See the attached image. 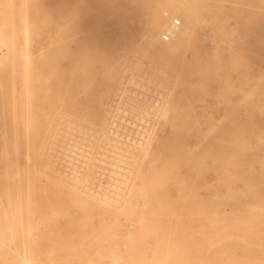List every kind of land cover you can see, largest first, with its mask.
I'll return each instance as SVG.
<instances>
[{"label":"rangeland","instance_id":"1","mask_svg":"<svg viewBox=\"0 0 264 264\" xmlns=\"http://www.w3.org/2000/svg\"><path fill=\"white\" fill-rule=\"evenodd\" d=\"M173 1H177V0H173ZM178 1H182V0H178ZM209 1L210 0H208V2ZM211 1L208 4V6L206 4V0H203V2L205 3H203L201 0H193V2L191 0L190 2L193 3L195 7L199 5L198 3L202 2L203 4L201 5L202 6L205 5L209 13L213 12V10L215 9L214 12L217 13V18L218 16H221L222 13L227 15V19L224 18L226 21L225 23L226 25L221 23L223 17H219L218 19H220L219 20L220 25H218L217 22L216 26L219 28L221 27V25L223 27L225 25L226 30L233 33L230 39L233 38L234 44L236 43L238 47H241V50L237 49L238 47L236 46V48H233V50L230 49L231 50L230 51L229 50L230 46L226 44L228 48L227 49L225 43L224 44L222 43L218 45V51L221 53L225 61L229 59L228 57L229 54H231V52L235 53L236 55H238L239 52V54L245 55L247 57L251 54L252 56L250 57L252 58V60L251 63L249 64L250 72L248 73V78L244 80L242 77H240L241 75L239 76L236 70H235L236 74L235 72L233 74L230 73L229 72L230 68L225 69L227 73L225 74V71H223V69H220V67H218L219 68L218 70H220L219 73H221L220 75L218 73V77L219 78L222 77V79H218V81L210 80L205 83H198L195 80H190L182 76L180 78V76L175 75L172 69L165 70L164 68H161L158 65H154L153 67L150 64V61H146L147 58L149 59V57L147 58L145 57L146 58L145 60V58L143 57L140 58L137 57L136 55L138 54L136 53V51L140 47L139 42L145 28L143 24L144 15H141L140 12L131 15V19L127 21V26L130 29V31L133 32L135 40L133 38V42L129 46L124 47V45L119 44V47L116 53L114 54V61L118 65V77L113 87L108 91L106 90L107 92L106 95L101 93L98 96L101 98L102 104L100 106L103 112L102 115L100 116L92 115L90 118H86V111L84 106V94L82 93L80 86L78 84L75 90L74 97L75 100H78L80 102V104H77V108L74 109V111L69 109L61 110L58 114H56L54 120L50 122L51 127L56 128V130L53 129L49 133L51 144L45 147L43 164L49 165L51 168L54 169L55 180L58 184L61 185V187L60 185L59 187L50 186V189L47 192V196L49 199V202L47 203H35L33 205L28 204L27 206L23 204L20 208L21 218H22L20 223L21 227L20 224L16 227L12 226L11 232L9 229L0 228V254H6L5 260L4 261L0 260V264H26V263L29 264H264V244L261 245L259 249L252 251L248 248V246L243 244L241 245L235 241V239L237 238H246V237L258 236L264 238V217H263L264 216V207H263L264 206V188H263L264 187L263 185L264 184V123H263L264 98L263 96L262 99H260L261 97H259L261 96L259 94L263 93L264 90V76H263L264 47L260 43L262 40L260 41L255 37H251L255 35L254 33L252 32L250 33V31L247 30H237L238 28H236L238 26L239 16L245 18L252 11V8L246 1L220 0L223 1L220 2L214 0L212 1L214 3H212ZM250 1L255 2L257 0H250ZM8 2H9L8 0H0L1 14L8 11V9L5 8L8 5ZM211 3L215 5H211ZM220 3L221 5H223V3H226L224 4V6H221L219 8L223 7L224 9L227 10L226 12L228 13H225L224 9H222L220 11L221 13H219L220 9L218 7L217 8L214 7L216 5L220 6L219 5ZM243 3L246 4L243 5ZM209 5L211 6V8H208ZM202 6H200V8L199 6L196 7L199 9V12H197L198 20L201 17L200 15H203L205 13L204 11H206V9H204V11H201L203 10V8L201 9ZM212 8L213 10H211ZM22 10L23 7L21 2H19V0H15V4H14L15 13L19 14L20 12H22ZM246 10L250 11V12L248 11L249 14L246 12ZM208 12H206L207 15L204 14L202 18H200L201 24H198L199 25L198 29L202 28L200 26L203 25L202 23L205 19H211L212 17H215L214 12H213V16L212 14L211 15L209 14L210 16H208ZM222 16L226 17L225 15ZM228 17L230 19H228ZM218 19H215V21H218ZM178 20L180 22L178 28L180 29L183 26V21L180 19ZM200 21H198V23H200ZM8 30L9 29L7 27H0V40L3 38L4 32L8 33ZM16 32L18 35L17 51L19 55L15 59L14 74L11 72L12 67L10 64L11 63L10 51L7 49L6 46L0 47V126L3 124H5L6 126H11V124L14 123L12 120L13 117L12 115H16L17 119L15 122L18 125H22L24 123L25 104H24L23 94H24L25 74H26V60L22 55V52H24V43H23L21 27L17 26ZM54 32H56V28L52 27V33L54 34ZM236 32L238 33L234 35ZM163 33L165 32L160 33L158 39L162 44L163 42L164 44L169 43L171 39L169 41H163V39L161 38ZM8 36L9 35H5V37ZM47 44H48V38L46 37V35H40L30 43L29 51L31 53V56L34 58V60H37L40 52L45 53L48 50ZM137 44H139V47L136 48ZM132 47L133 49H131ZM70 48L72 50L74 49L73 42L70 43ZM234 49H236V51L238 50V52L236 51L234 52ZM128 52L129 55H127ZM134 52L135 55H133ZM249 52L250 54L248 55ZM132 58H135L136 60L134 59L132 60ZM137 59L139 60V63L141 62L142 64H145L143 66L142 65L140 66V64H138L139 67L136 66L134 68V71H137L140 76L137 75V72H135L136 73L135 74L132 71L133 67L130 66L134 64L137 65L138 62ZM129 62L131 63L130 65H128ZM58 64L61 69H65L68 67V62L65 59L59 60ZM148 66L152 67L153 72L156 69L155 77L157 75L158 78L161 77L160 78L161 80H159L156 77L158 79L156 81L155 78H153L154 76L153 77L151 76L152 74L150 73L149 70L147 73L146 68ZM140 67L143 68L142 74H140L141 73ZM150 68L148 67V69ZM258 68H260L261 71H259ZM123 71L124 73L126 72V74L127 73L129 74L125 76L123 75L124 74ZM159 72L161 73L159 74ZM149 73H150V77H152V82L148 83V81L151 78L149 77V75L146 76V74ZM257 73L258 75H256ZM132 74L135 77H133ZM163 76L164 77L167 76L166 79H164ZM131 77H133V79ZM147 77H149L148 80ZM122 78L124 79V82H121V80L123 81ZM138 78L140 80H138ZM144 78H146V80ZM162 78L164 79L163 81L168 80L169 85H171V87H167L166 84L162 86L163 85ZM178 79L180 80L178 81ZM186 79L188 83L186 82ZM223 79L225 81H223ZM128 80H130V82ZM140 81H142L143 83ZM166 81L165 83H167ZM174 81H176L177 85L180 86L183 83L182 85L184 86L182 87L181 85L179 89V87L176 86V84H174L175 83ZM159 82L162 83V85H159L160 84ZM177 82L180 83L178 84ZM118 83H120L119 85L123 87L119 86ZM129 83H131L132 87L130 86ZM150 83L153 84L155 87H153V85H151ZM206 83L210 84L211 86ZM255 83L257 86L255 85ZM173 84L176 86L174 87L175 90H173V86H174ZM216 84L221 85L222 88L221 86L219 87V85ZM185 85L186 86L189 85L191 89L189 88L187 89ZM125 86H127L126 89ZM133 86H135V89L133 88ZM119 87L122 89H120ZM156 87H158V90L156 89ZM198 87L200 88V91L202 90L201 92L198 90ZM223 87L225 89L227 88L226 89L227 93L229 90L230 94L228 96L227 94L225 95L226 92H223L225 91L222 90ZM136 88H138V90ZM145 88L147 89L145 90ZM255 88H257L256 90L257 93L259 92L258 95L256 91H254ZM151 89L152 91L150 92ZM185 89H187L186 92L188 91L189 93L191 92L190 90H193L198 93L194 94L195 96L193 95L194 92H192V94L184 95L183 92H185ZM195 89H197L198 91ZM117 90L119 94H116ZM139 90L145 92L143 93ZM155 91L158 93L153 94V92ZM170 91L173 92L171 93ZM237 91L238 92L241 91V93H238ZM244 91H247L245 93L249 95L251 98L246 96V94H244ZM14 92L16 95H18L16 103L13 102L11 97L12 93ZM127 92H129L130 95H128ZM181 92L183 94H181ZM159 93L162 95V97H160L161 95H159ZM152 94L154 96H152ZM171 94L174 97H171ZM254 94L256 96L255 98L259 97V101H257V99L254 98ZM155 95L157 96L155 97ZM189 95H191L190 98L195 99V101L193 99L194 103L191 102L192 101L191 99L190 101L189 99H187L189 98ZM167 96L171 97L172 100L171 102H167V105H165L166 100L170 101L169 97H168L169 100L168 98H166ZM221 96H223L226 100H224V98ZM182 97L183 99L181 100ZM184 97L189 102L186 101ZM220 97L224 101L223 100L221 101ZM244 97L246 100V104H244L245 101H243ZM132 98L135 99L134 102H132L133 101ZM144 98H146L145 102H144L145 100ZM151 98L154 99L155 101L152 100ZM163 99L165 104L164 102L162 103ZM173 99L177 101L172 103V101H174ZM140 101L143 104L140 103ZM149 101H151L152 104ZM157 101L159 102L161 101V102L159 103ZM155 102H157V105H154L156 104ZM186 102L189 104H187ZM256 102L257 103L259 102L258 105L262 107L261 108L259 106L257 107ZM252 103L253 105H251ZM220 104L222 105L219 106ZM160 105L162 106L161 110H159V108L161 107ZM168 105H171L172 108L174 107L173 108L174 110H172L171 106H169L170 108H167ZM190 105L191 106L194 105V107H191ZM92 106L93 107L91 108L93 110L96 109L98 110V102L96 103L93 102ZM152 106L154 107L156 106V108ZM139 107H141L142 110ZM109 108L111 110H109ZM125 108L127 109L131 108V109H128L129 111H127ZM134 108L136 109V111ZM115 109L116 112H114ZM149 109L150 111L158 109L160 116L156 117L158 114L156 113L155 115V113H150ZM164 109L166 110L165 112L162 111ZM168 109H170L171 111L169 112ZM183 109L185 112L183 111ZM227 109L229 110L228 112H226ZM130 110L133 111L134 113L131 112ZM178 110H181L183 112H180ZM13 112L15 113L13 114ZM123 112H125L127 116H125ZM166 112L169 113L167 114ZM175 113H177V115ZM106 114L108 116L110 114V118L105 116ZM146 114L148 115L150 114V116H148L149 120ZM184 114L186 115L184 116ZM247 114L249 115L247 116ZM152 116L154 117V119H152L153 118ZM179 116L180 119L178 118ZM111 117L113 118L111 119ZM117 117H119L118 118L119 120L117 119ZM134 117H136V119ZM137 117H139L138 120ZM159 117L162 118L159 119ZM122 118H125L123 120V124L120 122L122 121L121 120ZM132 119L135 120L132 121ZM181 119H185V120H181ZM126 121L128 122L127 125H125ZM147 121L149 122L150 125L146 124ZM175 121L177 123H175ZM113 122L116 123L114 127L112 126L114 124ZM142 122L144 123L143 125L140 124ZM133 123H135V125ZM180 123H181V127H180ZM227 123L229 124L227 125ZM132 124L135 126V128L134 127L131 128ZM90 125H92V127ZM241 125L243 129L241 128ZM100 126L103 128L102 131H99L101 128ZM139 126L141 127L140 129L138 128ZM144 127L145 129H143ZM151 127H152V131L150 130ZM78 128H80V130H78ZM126 128L128 130H126ZM224 128L227 132L224 130ZM240 128L241 130H239ZM220 129L223 131V134ZM89 130H91L92 132L91 131L89 132ZM109 130L112 131V133ZM129 130L131 131L134 130V131L131 133V131L129 132ZM143 130L145 132H143ZM210 130H212L211 131L212 133L210 132ZM115 131H117L119 134ZM149 131H151V133ZM215 131L219 133L216 137H215L216 135ZM109 132L112 135H110ZM141 132H143V134L145 133L146 135L144 134L143 136ZM230 132H232L231 135L233 134V132H236L233 134L234 141L232 142H230L229 140L231 139L228 138ZM136 133L137 135L134 136V134ZM214 133L215 135H213ZM238 133H240L239 134L240 136L238 135ZM85 134L87 138H85ZM122 134H124V136H122ZM147 134L150 136L147 137ZM141 135L143 136V139ZM176 135L178 138L174 137ZM101 136L105 137L104 140L103 137L100 139ZM114 136H116V138H114ZM127 136L131 137L130 140L127 139L128 138ZM152 136L153 139H151ZM91 137H93L94 141L90 140L92 139ZM79 139L81 140L79 141ZM133 139H135L136 142H134ZM0 140H1V133H0ZM99 140H101L100 145H99ZM150 140H152L153 142ZM179 140L181 142H178ZM83 141L86 142L83 143ZM128 141L130 143L132 142L131 143L132 145L131 144L129 145ZM108 142L110 143L108 144ZM139 142H141V145ZM226 142L227 143L230 142L231 144L234 142L233 143L234 145L233 144L231 146H229L230 144L226 145L227 144ZM88 143L90 144L92 143V145ZM114 144H117L118 146ZM170 144L173 146H171ZM238 144H240V146ZM133 145H135V147H133ZM107 147L109 148L112 147V148L109 149ZM209 147H213L212 148L213 155H218V157H220L221 160H223L221 161L222 163L220 166V170H218V175L214 170L215 167H213V162L211 158V148ZM100 148L101 151H99ZM127 149L130 151H128ZM65 151H67V154L65 153ZM117 151L119 153H117ZM146 152H148V154ZM167 153L170 154L167 155ZM73 154L75 155L74 157ZM97 154H99V156ZM129 154H131V156ZM144 154H146V156ZM64 155L66 156V158L64 157ZM77 155H80L78 156L80 159L77 158ZM116 155L117 157H115ZM138 155L139 156L142 155V156L139 158ZM136 156L138 158L134 159L136 158ZM101 157H103L104 159H102ZM70 158H73V162L72 159ZM108 158H112V159H108ZM131 158L133 159L130 161ZM95 159L99 163L101 162L102 164H98V162L95 163ZM122 159L124 160L122 161ZM136 160H138L137 161L138 163L135 162ZM132 161L133 163H131ZM141 161L143 162V164ZM18 162H19V166L22 168L25 162L23 157V151H20ZM76 162H79L80 164ZM104 163L105 165L103 166ZM128 163L129 165H131V167L127 168L125 166H128L127 165ZM108 164H110L109 168L107 167ZM74 165L77 166V169L72 168L75 167ZM118 166L120 167V169ZM3 167H4V161L2 160L1 141H0V225H3L7 221L9 222L11 221L13 224L18 222L17 217H15V214H17L16 207L8 206L5 197V190L2 181ZM133 167H135V169H132ZM97 168L99 170H102V172L97 170ZM79 169L81 171H79ZM138 169L140 171H137ZM104 170L106 171L105 173ZM131 170L134 171V173ZM114 172L116 173L114 174ZM127 172L128 173L132 172L133 174L132 173L130 174L132 176L130 177ZM138 172H140V174ZM136 173H138V175H136ZM119 174H122L124 177L121 178L122 175ZM70 175L74 177V178L72 177L73 179L71 178L72 180L69 178ZM101 175H103V177H101ZM110 178L112 181L110 180ZM69 179L71 181L75 180L78 186L74 182L69 181ZM121 179L124 180L125 182L122 181ZM77 180H79V183L77 182ZM126 180L129 184L128 183L125 184ZM42 181L44 182V180ZM65 184L67 185L65 186ZM108 184L111 185L109 186ZM131 184H133V187ZM154 184H156L154 187L156 189L154 188L149 189V187L151 186L153 187ZM107 186H109V188L110 187L112 188L111 189L106 188ZM84 187L87 188L85 194L91 196L96 201L95 205H93L90 208H87L84 206H80L78 203L62 202L63 197L68 198L67 193L71 195L72 191H74L75 189H77V191L81 190L84 192L85 190ZM98 187L101 188L98 190ZM126 187L127 189H125V193H124V188ZM131 188L132 189L134 188L132 190V194H133L132 196L129 195L130 193L129 190H131ZM138 188H140L141 190L143 188L145 189L141 191ZM67 189L69 191H67ZM114 189L115 191H113ZM106 190L108 191V194L106 193L107 192ZM136 190L138 191V194ZM122 192L124 194H122ZM111 193L114 197L111 195ZM95 195H99V196H95ZM128 195L130 198H127L126 200V197H128ZM102 196L104 197V200L106 199L105 201L102 199L103 198ZM115 197L118 198L116 199ZM111 198L113 201L111 200ZM108 199H110L109 201H111V203L108 201ZM146 200L148 201V203H146L147 202ZM125 201H127L128 203V205H126V209L125 206L123 205L126 204ZM104 203L106 205L102 206V204ZM107 204L110 206L107 207L108 206ZM146 204L147 206L144 207V205ZM110 207H112V209H109ZM121 208H123L124 210L123 209L121 210ZM114 210L116 211V213ZM123 211H125V213L120 214ZM214 212H216L217 214L215 218H214ZM27 215L31 219H27ZM135 219L138 222L135 221ZM255 221H257L258 223ZM253 225L255 226L256 230L254 229ZM224 230H226L227 232ZM10 233H12L13 236H15V239L13 241L8 240ZM231 233H233V235L235 236H232ZM229 234L231 235L229 236ZM141 240L143 241V243L140 242ZM146 241L148 242L146 243ZM220 251L222 253H220ZM214 259L217 260L215 261Z\"/></svg>","mask_w":264,"mask_h":264},{"label":"bare ground","instance_id":"2","mask_svg":"<svg viewBox=\"0 0 264 264\" xmlns=\"http://www.w3.org/2000/svg\"><path fill=\"white\" fill-rule=\"evenodd\" d=\"M8 5L5 7L8 9L7 12L4 13H0V27H7L8 33L4 32V36L3 38L0 40V47L1 46H6L7 49L10 51V60H11V72L14 74V64H15V59L16 57L19 55L18 51H17V44H18V35L16 32V28L17 26L21 27L22 29V37H23V43H24V52H22L23 57L26 60V74H25V81H24V94H23V98H24V104H25V110H24V123L22 125H18L15 121L17 119L16 115H12V120H13V124H11V126H6L5 124L0 126V133H1V154H2V160L4 161V167H3V175H2V181H3V187L5 190V197L7 200V204L8 206H14L16 207V213L15 217H17L18 222L16 223H12L11 221H7L5 222L3 225H0V228H6L9 229L11 232V228L18 226L21 223V212H20V208L23 204H25V206H27L28 204H35V203H47L49 202L48 196H47V192L50 189V186H56L59 187L60 184H58L55 180V176H54V169L51 168L49 165L43 164V158H44V152H45V147H47L48 145L51 144L50 142V131H52L53 129L56 130V128L51 127L50 122L54 120V117L56 116V114H58L61 110H72L74 111V109L77 108V104H80V102L78 100H75V90L77 88V85L79 84L80 89L82 91V93L84 94V106H85V111H86V118H90L92 115L95 116H100L102 115V108H101V98L98 97L101 93L106 95V90L108 91L109 89H111L114 85V83L116 82V79L118 77V65L117 63L114 61V54L116 53L119 44H122L125 46H129L131 45V43L133 42V38L135 40L134 34L132 31H130V29L127 26V21H129L131 19V15H134L135 13L140 12L141 15H144V32L143 35L140 39V47L139 44H137L136 48H138V50L136 51L137 57H143V58H147L149 57V59L145 58L146 61H150V64L154 67V65H158L161 68H164L165 70H169L172 69L175 73V75L177 76H181L184 78H188L190 80H195L198 83H205L207 81L210 80H217L218 79H222L218 77V73L220 70H218L220 67V69H223V71H225L226 73V68H230V73H234L235 70L236 72L239 74L240 77H242L244 80L248 78V73L250 72L249 70V64L251 63L252 58L250 56H252L250 54V52L248 53V57L245 55H241L239 54L238 50L236 51V49H234V52H238V55H236L235 53L231 52V54H229V59L227 61L224 60L223 56L221 55V53L218 51V45L220 44H224L227 48V45H229V50H233V48H236V46L238 47V45L234 44V40L233 38L230 39V37H232V32H229L228 30H226L225 28V19H227V15L224 16H218L219 17H223L222 19V24H225L224 27L221 25V27H217L216 24L218 22L219 24V20L217 18V13H215V9L213 10V8L211 10H213V12L215 13V17L213 16V12H208L207 11V7L202 6L201 4L205 3L203 2V0H201L202 2L196 4L199 6H202L201 9L203 8L206 9V11H204L203 13L207 15L206 12H208V16H210L212 14V18L214 19H218V21H213V19H205L203 21V25L200 26L202 27L201 29H198V24H201L200 18H202V16L204 15H200L201 17L198 20V16H197V12H199V9L196 8L198 6H194L193 3H191V0H182V1H173V0H19V2H21L23 10L22 12H20L19 14H16L14 11V4H15V0H8ZM211 1V0H210ZM210 1L208 2V0H206V4L208 6V4L210 3ZM214 1V0H212ZM211 1V2H212ZM220 1V0H217ZM216 1V2H217ZM225 1V0H223ZM220 1V2H223ZM246 1L250 7L252 8L251 13L249 14L248 11L246 10V12L249 14L247 17H242L239 16V21H238V26L236 28H238L237 30H247L250 31V33H254V36L251 37H255L256 39H259L261 42V45L264 47V0H257L255 2H251L250 0H244ZM193 2V0H192ZM214 3V2H212ZM211 5H215L212 4ZM218 4V3H216ZM221 3L219 4L220 6L216 5L214 6L215 8H219L221 6ZM240 4V3H239ZM246 3H243V5ZM248 5V6H249ZM236 6V5H235ZM205 7V8H204ZM213 7V6H212ZM241 7V6H240ZM249 7V8H250ZM208 8H211V6L209 5ZM248 8V7H246ZM250 8V9H251ZM219 13H221L220 11L222 8H219ZM198 10V11H197ZM210 10V9H209ZM218 10V9H217ZM225 10V13L227 10ZM146 11V13H145ZM224 12V11H222ZM250 12V11H249ZM201 13V12H200ZM218 13V14H219ZM210 14V15H209ZM220 15V14H219ZM182 20L183 21V26L179 29L176 28L174 30H171V25L173 23L174 20ZM228 19H230L228 17ZM198 21H200V23H198ZM224 22V23H223ZM52 27L56 28V32H54V34L52 33ZM236 30V31H237ZM161 32H165V33H169L170 37H171V41L169 43H165L163 42V44L160 42V40L158 39L160 36ZM234 32V31H233ZM238 32H236L234 35H236ZM164 34V33H163ZM5 35H9L8 37H5ZM40 35H46V37L48 38V50L45 53H41L39 54L37 60H34V58L31 56V53L29 51V46L30 43L38 36ZM253 35V34H252ZM245 37V36H243ZM162 38V37H161ZM254 40V38H253ZM73 42L74 43V49L72 50L70 48V43ZM227 44V45H226ZM259 44V43H258ZM133 46V45H132ZM240 46V45H239ZM260 46V45H259ZM224 47V46H223ZM128 48V47H127ZM220 48V47H219ZM243 48V46H242ZM124 49V48H123ZM133 49V47L131 48ZM130 49V50H131ZM228 49V48H227ZM237 49L241 50V47H238ZM2 50V49H1ZM127 50V49H126ZM136 50V49H135ZM224 50V49H223ZM230 50V51H231ZM264 50V49H263ZM122 51V50H121ZM132 51V50H131ZM222 52V51H221ZM241 52V51H240ZM257 53V52H256ZM243 54V53H242ZM21 55V54H20ZM129 55V52L128 54ZM135 55V52L134 54ZM143 55V56H141ZM145 55V56H144ZM2 56V55H1ZM117 56V55H116ZM254 56V55H253ZM126 57V56H125ZM124 57V58H125ZM128 58V56H127ZM61 59H65L68 62V67L65 69H61L58 61ZM136 60L135 58H132V60ZM127 61V60H126ZM138 61V62H137ZM137 65H130L131 61L129 62L128 65H130L132 68V71L135 73L137 71H134V68L136 66H138V64H140V66L145 65L142 64L141 62L139 63V60L137 59ZM141 61V60H140ZM258 64V63H257ZM252 65V64H251ZM139 67V66H138ZM137 67V68H138ZM149 68L151 66H148ZM148 67L146 68L147 73L148 70L150 71V73L152 74L151 76L153 78H155V80L157 81L158 79L161 80V77H155V70L153 72L152 67L150 69H148ZM128 68V67H127ZM130 68V67H129ZM141 68V73L143 71V68ZM145 68V67H144ZM257 68V67H256ZM259 71L260 68H258ZM130 70V69H129ZM136 70V69H135ZM125 71V70H124ZM123 71V73H124ZM131 71V70H130ZM131 71V72H132ZM232 71V72H231ZM258 71V72H259ZM132 72V73H133ZM162 72V71H161ZM159 72V74L161 73ZM235 72V74H236ZM11 73V76H12ZM146 73V72H145ZM144 73V74H145ZM150 73L146 74L149 75L150 77ZM173 73V72H172ZM173 73V74H174ZM129 74V73H127ZM126 72L123 74L125 76H127ZM136 74V73H135ZM165 74V73H164ZM163 74V75H164ZM221 73H219L220 75ZM133 75V74H132ZM137 75L140 76L137 72ZM167 75V73H166ZM258 75V73L256 74ZM144 76V75H143ZM161 76V75H160ZM264 76V74H263ZM122 77V76H121ZM133 77H135L133 75ZM133 77H131L133 79ZM145 77V76H144ZM147 77V80L148 78ZM152 77H150L151 81L149 80V82H152ZM164 77V76H163ZM167 76L164 77V79H166ZM226 77V76H225ZM235 77V76H234ZM238 77V76H237ZM130 78V79H131ZM171 78V77H169ZM167 78V79H169ZM123 79V78H122ZM146 80V78H144ZM162 78V83H160L159 85L164 86L166 84L167 87H171V85H169L168 80L166 81L168 83H165V81ZM239 79V78H238ZM121 80V79H120ZM136 80V79H135ZM138 80H140L138 78ZM137 80V81H138ZM144 80V81H145ZM154 80V81H155ZM173 80V79H172ZM180 79H178L179 81ZM185 80V79H184ZM181 80V81H184ZM243 80V81H244ZM130 82V80H128ZM127 81V82H128ZM134 81V80H133ZM143 81V79H142ZM140 81V82H142ZM180 81V82H181ZM189 81V80H188ZM223 81H225L223 79ZM257 81V80H256ZM260 81V80H259ZM120 82V81H119ZM121 82H124L121 80ZM147 82V81H146ZM176 84V81H174ZM180 82H177L178 84ZM187 82V79H186ZM191 82V81H190ZM213 82V81H212ZM230 82V81H228ZM227 82V84H228ZM241 82V81H240ZM136 83V82H135ZM143 83V82H142ZM155 83V82H154ZM157 83V82H156ZM188 83V82H187ZM238 83V82H237ZM120 83H118L119 85ZM131 86V83H129ZM128 84V85H129ZM133 84V83H132ZM140 84V83H139ZM145 84V83H144ZM151 84V83H150ZM173 84V85H174ZM183 84V83H182ZM181 84V85H182ZM192 84V83H191ZM208 84V83H206ZM213 84V83H212ZM215 84V83H214ZM235 84V83H234ZM233 84V85H234ZM243 84V83H241ZM240 84V87H241ZM126 85V84H125ZM127 85V86H128ZM138 85V84H137ZM141 85V84H140ZM147 85V84H146ZM153 85V84H151ZM180 85V86H181ZM190 85V83H189ZM189 85H185L186 88L191 89ZM210 85V84H208ZM219 85V84H216ZM239 85V84H238ZM247 85V84H246ZM249 85V84H248ZM256 85V83H255ZM254 85V86H255ZM121 86V85H119ZM125 86V89L126 87ZM165 86V88H166ZM176 86L179 87L180 86L176 84ZM175 85L173 86V90H175L174 87H176ZM184 85H182L183 87ZM189 86V87H188ZM211 86V85H210ZM221 85H219L220 87ZM245 86V85H244ZM257 86V85H256ZM260 86V84H259ZM263 86V85H262ZM123 87V86H121ZM132 87V86H131ZM137 87V86H136ZM144 87V86H143ZM149 87V85H148ZM147 87V88H148ZM151 87V86H150ZM153 87H155L153 85ZM177 87V88H178ZM181 87V88H182ZM192 87V86H191ZM228 87V86H227ZM118 88V87H117ZM120 88V87H119ZM133 88L135 89V86H133ZM145 88V90L147 89ZM176 88V89H177ZM185 88V87H184ZM196 88V86H195ZM211 88V87H210ZM222 88V86H221ZM229 88V87H228ZM262 88V87H261ZM122 89V88H120ZM124 89V90H125ZM131 89V88H130ZM138 90V88H136ZM144 89V88H143ZM156 89L158 90V87H156ZM162 89V88H161ZM160 89V91H161ZM170 89V88H169ZM172 89V88H171ZM185 89V92L186 90ZM194 89V88H193ZM207 89V88H206ZM227 89V88H226ZM226 89L223 87L222 90H225L223 92H226ZM233 89V88H232ZM163 90V89H162ZM197 90V89H195ZM198 90L200 91V88L198 87ZM197 90V91H198ZM235 90V89H234ZM242 90V89H241ZM257 88H255L254 91H256ZM13 91V89H12ZM120 91V90H119ZM141 91V90H139ZM152 91V89L150 90V92ZM191 92L189 93L188 91L184 93V95L186 94H197L198 92H195L193 90H190ZM202 91V90H201ZM200 91V92H201ZM253 91V90H252ZM261 91V90H259ZM121 92V91H120ZM124 92V91H123ZM141 92H145V91H141ZM149 92V94H150ZM171 92V91H170ZM173 92V91H172ZM171 92V93H172ZM178 92V91H177ZM221 92V91H220ZM232 92V91H231ZM238 92V91H237ZM244 91V94H246ZM128 95L129 92H127ZM156 94L158 92H153V94ZM181 92V94H183ZM236 93V92H235ZM238 93H241L238 92ZM257 93V91H256ZM264 93V90H263ZM261 93L259 94V92L257 93V95H261L259 97H261L260 99H262V96L264 98V94ZM110 94V93H109ZM116 94L118 93V90L116 92ZM121 94V93H120ZM133 94V93H132ZM137 94V93H134ZM148 94V93H147ZM152 94V96H154ZM227 94V96L230 94L229 90L228 93L226 92L225 95ZM243 94V93H242ZM124 95V94H122ZM121 95V97H122ZM142 95V94H141ZM159 95H161L159 93ZM202 95V94H201ZM17 96L14 93H12L11 97L14 103L17 102ZM108 96V95H107ZM115 96V95H114ZM132 96V95H131ZM135 96V95H133ZM157 95H155L156 97ZM188 96V95H187ZM191 95H189V101L190 99L192 100L191 102L194 103L193 99L190 98ZM195 96V95H194ZM207 96V95H206ZM226 96V97H227ZM232 96V95H230ZM246 96H248L249 98H251L249 95L246 94ZM116 97V96H115ZM141 97V96H139ZM145 97V96H144ZM159 97V96H158ZM162 97V95L160 96ZM159 97V98H160ZM164 97V96H163ZM169 96H167L166 98H168ZM171 97L172 96L171 94ZM171 97L170 101L166 100V104L164 102V99L162 100V103L164 102L165 105H167V102H171ZM193 97V96H192ZM223 97V96H221ZM220 97V98H221ZM255 94H254V98H255ZM258 97V96H257ZM259 97L255 98L257 99V101H259ZM106 98V97H105ZM114 98V97H113ZM118 98V97H117ZM148 98V97H147ZM158 98V99H159ZM165 98V99H166ZM168 98V100H169ZM176 98V97H175ZM180 98V95H179ZM185 98V97H184ZM224 98V97H223ZM253 98V99H254ZM128 99V98H127ZM126 99V100H127ZM131 99V98H130ZM133 99V98H132ZM139 99V98H138ZM144 102L146 101V98H144ZM152 99V98H151ZM150 99V100H151ZM183 99V97L181 98V100ZM186 99V98H185ZM186 99V101H188ZM201 99V98H200ZM213 99V98H212ZM228 99V98H227ZM254 99V100H255ZM122 100V99H121ZM124 100V99H123ZM142 100V99H141ZM154 100V99H152ZM175 101L177 100L173 99ZM220 100V99H219ZM223 99L221 98V101ZM224 100H226L224 98ZM223 100V101H224ZM248 100V99H247ZM135 99H133L132 102H134ZM155 101V100H154ZM180 101V100H179ZM188 101V102H189ZM197 101V100H196ZM214 101V100H213ZM216 101V100H215ZM246 104V100L244 97V100ZM242 101V102H243ZM256 101V100H255ZM96 103L98 102V110H93L91 107L92 103ZM130 102V100H129ZM151 103V101H149ZM159 102V101H157ZM157 102H155L157 105ZM161 102V101H160ZM159 102V103H160ZM185 102V101H184ZM190 102V103H191ZM200 102V101H199ZM140 103H142L140 101ZM149 103V104H150ZM171 103V105H172ZM177 103V102H176ZM179 103V102H178ZM187 103V102H186ZM192 103V104H193ZM203 103V102H202ZM259 103V102H258ZM258 103L257 107L259 106ZM261 103V102H260ZM132 104V103H131ZM138 104V103H137ZM143 104V103H142ZM152 104V103H151ZM150 104V105H151ZM185 104V103H184ZM189 104V103H187ZM191 104V105H192ZM196 104V102H195ZM199 104V103H198ZM225 104V102H224ZM255 104V103H254ZM13 105V104H12ZM119 105V102H118ZM121 105V104H120ZM135 105V104H134ZM168 105L167 108H170ZM190 105V106H191ZM218 105V104H217ZM222 104H220L219 106H221ZM249 105V104H247ZM253 105V103L251 104ZM261 105V104H260ZM263 105V104H262ZM124 106V105H123ZM136 106V105H135ZM159 106V105H158ZM161 106V105H160ZM245 106V105H244ZM255 106V105H254ZM264 106V105H263ZM119 107V106H118ZM127 107V106H126ZM138 107V106H137ZM145 107V106H144ZM154 107V106H152ZM150 107V108H152ZM166 107V106H165ZM180 107V106H178ZM177 107V109H178ZM191 107H194L191 106ZM218 107V106H217ZM230 107V106H229ZM239 107V105H238ZM260 107V106H259ZM262 107V106H261ZM260 107V108H261ZM105 108V107H104ZM117 108V107H116ZM141 110L142 108L139 107ZM148 108V106H147ZM146 108V110H147ZM156 108V106L154 107ZM162 106L159 108V110H161ZM172 108V106H171ZM174 108V107H173ZM172 108V110H174ZM183 108V106H182ZM228 108V107H227ZM252 108V107H251ZM256 108V107H255ZM124 109V107H123ZM127 111H129L128 109L131 108H125ZM135 109V108H134ZM133 109V110H134ZM176 109V110H177ZM181 109V108H180ZM185 109V106H184ZM183 109V111H184ZM191 109V108H189ZM250 109V108H248ZM254 109V108H253ZM259 109V108H258ZM109 110H111L109 108ZM113 110V109H112ZM145 110V111H146ZM152 110V109H151ZM158 110V109H157ZM152 110L150 111V113H156L158 114L156 117L160 116L159 115V110ZM182 110V109H181ZM181 110H178L180 112H183ZM231 110V109H230ZM14 111V110H13ZM131 111V110H130ZM136 111V109H135ZM148 111V112H149ZM163 112H165L166 110H162ZM168 111L170 112L171 110L168 109ZM188 111V110H186ZM194 111V110H193ZM229 110L227 109L226 112H228ZM257 111V109H256ZM259 111V110H258ZM264 111V110H263ZM111 112V111H110ZM116 112V109L115 111ZM120 112V111H117ZM133 112V111H131ZM139 112V110H138ZM147 112V111H146ZM145 112V113H146ZM168 112V113H169ZM185 112V111H184ZM233 112V110H232ZM15 112H13L14 114ZM122 113V111H121ZM126 115L125 112H123ZM134 113V112H133ZM143 113V112H142ZM167 113V112H166ZM167 113V114H168ZM251 113V112H249ZM116 114V113H115ZM119 114V113H118ZM128 114V113H127ZM137 114V113H135ZM165 114V113H163ZM172 114V113H171ZM177 115V113H175ZM229 114V113H228ZM233 114V113H232ZM260 114V113H258ZM114 115V114H113ZM144 115V114H143ZM174 115V114H173ZM181 115V113H180ZM186 114H184L185 116ZM249 114H247L248 116ZM105 116L110 118V114L109 116L106 114ZM115 116V115H114ZM113 116V117H114ZM123 116V115H122ZM124 116V117H125ZM130 116V114H129ZM128 116V117H129ZM141 116V115H140ZM146 116H150V114H146ZM162 116V114H161ZM172 116V115H171ZM183 116V117H184ZM252 116V114H251ZM106 117V118H107ZM111 117V119L113 118ZM133 117V116H132ZM142 117V116H141ZM146 117V118H147ZM153 117V116H152ZM167 117V116H166ZM182 117V116H181ZM227 117V116H226ZM232 117V116H231ZM68 118V117H67ZM116 118V117H115ZM114 118V120H115ZM119 117H117L118 119ZM136 119V117H134ZM139 117H137L138 120ZM162 117H159V119H161ZM175 118V117H174ZM180 119V116L178 117ZM189 118V117H188ZM229 118V117H228ZM227 118V119H228ZM247 118V117H246ZM125 118H122L120 121L123 124V120ZM134 119V120H135ZM154 119V117L152 118ZM151 119V121H152ZM156 119V118H155ZM158 119V118H157ZM187 119V118H186ZM226 119V120H227ZM251 119V118H250ZM119 120V119H118ZM116 120V121H118ZM132 119V121H134ZM149 120V117H148ZM166 120V119H165ZM175 120V119H174ZM181 120H185V119H181ZM112 121V120H111ZM129 121V120H128ZM142 121V120H141ZM140 121V122H141ZM177 121V120H176ZM175 121V123H177ZM188 121V120H187ZM107 122V121H106ZM136 122V121H135ZM179 122V120H178ZM184 122V121H182ZM114 123V122H113ZM112 123V124H113ZM127 121L126 124L127 125ZM131 123V122H129ZM139 123V122H138ZM174 123V122H173ZM224 123V122H222ZM264 123V122H263ZM67 124V123H66ZM116 123H114L112 126L114 127ZM135 125V123H133ZM132 124V125H133ZM140 124H144L143 122ZM146 124L148 125L149 122L147 121ZM184 124V123H183ZM229 123H227L228 125ZM131 125V128H135V126ZM137 125V124H136ZM146 125V126H147ZM150 125V124H149ZM176 125V124H175ZM189 125V124H186ZM191 125V124H190ZM226 125V124H225ZM92 127V125H90ZM111 126V128H112ZM119 126V125H118ZM122 126V125H120ZM130 126V124H129ZM159 126V124H158ZM231 126V125H230ZM250 126V125H248ZM101 127V126H100ZM180 127H181V123H180ZM186 127V126H185ZM233 127V125H232ZM110 128V126H109ZM125 128V127H124ZM139 129L141 128L140 126L138 127ZM137 128V129H138ZM175 128V127H174ZM178 128V127H177ZM242 128V125H241ZM241 128L239 130H241ZM122 129V128H121ZM145 129V127L143 128ZM181 129V128H180ZM238 129V128H237ZM243 129V128H242ZM78 130H80V128H78ZM103 128L101 127L99 131H102ZM116 130V129H115ZM120 130V129H119ZM118 130V131H119ZM125 130V129H124ZM126 130H128L126 128ZM152 131V127L150 129ZM182 130V129H181ZM217 130V129H216ZM221 130V129H220ZM225 130V128H224ZM85 131V129H84ZM91 130H89L90 132ZM110 131V130H109ZM114 131V130H113ZM122 131V130H121ZM131 130H129L130 132ZM134 131V130H133ZM131 131V133L133 132ZM138 131V130H137ZM140 131V130H139ZM151 131H149L151 133ZM176 131V130H175ZM185 131V130H184ZM212 130H210L211 132ZM222 131V130H221ZM226 131V130H225ZM243 131V130H242ZM92 132V131H91ZM112 133V131H110ZM109 132V134H110ZM117 132V131H115ZM143 132H145L143 130ZM143 132H141L143 134ZM155 132V131H154ZM153 132V133H154ZM179 132V131H178ZM214 132V131H213ZM227 132V131H226ZM239 132V131H237ZM118 133V132H117ZM138 133V132H137ZM134 134L135 135H137ZM147 133V131H146ZM212 133V132H211ZM210 133V134H211ZM216 133V135H215ZM215 133L213 135H215V137L219 134L217 133V131H215ZM229 133V132H228ZM232 132H230V135L228 136L230 142L234 141V133L231 135ZM241 133V132H240ZM238 133V135L240 134ZM80 134V133H78ZM119 134V133H118ZM128 134V132H127ZM145 134V133H144ZM143 134V136H144ZM223 134V131H222ZM108 135V134H107ZM112 135V134H110ZM132 135V134H129ZM146 135V134H145ZM153 135V134H152ZM226 135V134H225ZM97 136V135H95ZM106 136V134H105ZM122 136H124V134H122ZM139 136V135H138ZM136 136V137H138ZM143 136L141 135L142 139ZM150 136L147 134V137ZM154 136V135H153ZM153 136L151 139H153ZM212 136V135H211ZM240 136V135H239ZM238 136V137H239ZM242 136V135H241ZM73 137V136H72ZM71 137V138H72ZM99 137V136H98ZM103 136L100 137V139ZM128 137V136H127ZM135 137V138H136ZM140 137V138H141ZM173 137V136H172ZM174 137H177L174 136ZM209 137V136H208ZM231 137V138H230ZM233 137V138H232ZM74 138V137H73ZM85 138H87L86 134H85ZM93 140V137H91ZM105 137H103L104 140ZM114 138H116V136H114ZM131 137H128L127 139L130 140ZM145 138V137H144ZM178 138V137H177ZM175 138V139H177ZM226 138V137H225ZM222 138V139H225ZM120 139V138H119ZM124 139V138H122ZM126 139V140H127ZM141 139V140H142ZM148 139V138H147ZM236 139V138H235ZM78 140V139H77ZM81 139H79L80 141ZM98 140V139H96ZM118 140V137H117ZM125 140V141H126ZM134 142H136L135 139H133ZM155 140V139H154ZM173 140V138H172ZM219 140V139H218ZM240 140V139H239ZM94 141V140H93ZM100 141L99 140V145H100ZM106 141V140H105ZM110 141V140H109ZM113 141V140H112ZM121 141V140H120ZM124 141V140H123ZM152 141V140H150ZM212 141V140H211ZM238 141V140H237ZM86 141H83V143H85ZM116 142V141H115ZM129 142V141H128ZM133 142V143H134ZM153 142V141H152ZM173 142V141H172ZM178 142H181L180 140ZM204 142V141H203ZM223 142V141H222ZM225 142V140H224ZM228 142V141H227ZM226 142V143H227ZM227 143L226 145L231 146V143ZM71 143V142H70ZM102 143V142H101ZM110 142H108L109 144ZM112 143V142H111ZM127 143V142H126ZM132 143V142H131ZM129 142V145L131 144ZM141 145V142H139ZM138 143V144H139ZM168 143V142H167ZM170 143V142H169ZM175 143V142H174ZM238 143V142H236ZM235 143V144H236ZM76 144V143H75ZM90 144V143H88ZM87 144V145H88ZM103 144V143H102ZM122 144V143H121ZM146 144V143H145ZM144 144V147H145ZM220 144V143H219ZM224 144V143H223ZM63 145V144H62ZM77 145V144H76ZM92 145V143L90 144ZM116 146H118L117 144H114ZM132 145V144H131ZM171 145V144H170ZM175 145V144H174ZM182 145V144H180ZM208 145V144H207ZM234 145V144H233ZM240 146V144H238ZM104 146V145H103ZM108 146V145H107ZM173 146V145H171ZM218 146V145H217ZM70 147V146H68ZM84 147V146H83ZM81 147V148H83ZM95 147V146H94ZM130 147V146H129ZM128 147V148H129ZM133 147H135V145H133ZM141 147V146H140ZM139 147V148H140ZM143 147V148H144ZM176 147V146H175ZM54 148V146H53ZM74 148V147H73ZM90 148V147H89ZM87 148V149H89ZM106 148V147H105ZM109 148V147H107ZM112 148V147H110ZM109 148V149H110ZM142 148V149H143ZM174 148V147H173ZM182 148V147H181ZM199 148V147H198ZM202 148V147H201ZM211 148V158H212V162H213V167H215V172L218 175V170H220V166H221V158L218 157V155H213V147H209ZM242 148V147H240ZM70 149V148H69ZM76 149V148H75ZM74 149V150H75ZM122 149V148H120ZM118 149V150H120ZM125 149V148H124ZM207 149V148H206ZM61 150V148H60ZM73 150V149H72ZM77 150V149H76ZM99 150V149H98ZM113 150V149H112ZM128 150V149H127ZM138 150V149H136ZM169 150V149H168ZM167 150V151H168ZM223 150V149H222ZM228 150V149H227ZM20 151H23V157H24V165L21 168L19 166V156H20ZM80 151V150H79ZM78 151V152H79ZM90 151V150H89ZM101 151V148L100 150ZM106 151V150H104ZM130 151V150H128ZM135 151V149H134ZM165 151V150H164ZM184 151V150H182ZM186 151V150H185ZM198 151V150H197ZM77 152V151H76ZM82 152V151H81ZM93 152V151H92ZM91 152V153H92ZM109 152V151H108ZM133 152V151H131ZM139 152V151H138ZM135 152V153H138ZM203 152V151H202ZM229 152V151H228ZM235 152V151H234ZM244 152V151H243ZM65 153L67 154V151H65ZM80 153V152H79ZM117 153H119L117 151ZM126 153V152H125ZM124 153V154H125ZM142 153V152H141ZM148 154V152H146ZM166 153V152H165ZM164 153V154H165ZM175 153V152H174ZM173 153V154H174ZM69 154V152H68ZM108 154V153H107ZM122 154V153H120ZM140 154V153H139ZM170 154V153H169ZM167 153V155H169ZM219 154V153H217ZM224 154V153H223ZM60 155V154H59ZM85 155V154H84ZM99 156V154H97ZM101 155V154H100ZM119 155V154H117ZM117 155L115 157H117ZM131 156V154H129ZM128 155V156H129ZM134 155V154H133ZM132 155V156H133ZM146 156V154H144ZM179 155V154H178ZM236 155V154H235ZM75 155L73 154V157ZM77 155V158H79ZM88 156V155H87ZM95 156V155H94ZM105 156V155H104ZM126 156V155H125ZM142 156V155H141ZM141 156L138 155V157L140 158ZM197 156V155H196ZM225 156V155H224ZM242 156V155H241ZM64 157L66 158V156L64 155ZM136 156L137 159L138 158ZM177 157V156H176ZM189 157V156H188ZM187 157V158H188ZM203 157V155H202ZM240 157V156H239ZM82 158V157H81ZM102 159H104L103 157H101ZM107 158V157H105ZM123 158V157H122ZM175 158V157H174ZM185 158V157H184ZM223 158V157H222ZM72 159L73 162V158ZM69 159V160H70ZM80 159V158H79ZM108 159H112V158H108ZM133 158L130 159V161ZM144 159V158H143ZM142 159V160H143ZM178 159V158H177ZM192 159V158H191ZM225 159V158H224ZM87 160V159H86ZM107 160V159H106ZM117 160V159H116ZM124 159H122L123 161ZM128 160V159H127ZM139 160V159H138ZM138 160H136L135 162H137ZM233 160V159H230ZM71 161V160H70ZM85 161V158H84ZM108 161V160H107ZM129 161V160H128ZM201 161V160H200ZM94 162V161H93ZM98 162L95 159V163ZM111 162V161H110ZM115 162V161H114ZM142 162V161H141ZM194 162V160H193ZM233 162V161H232ZM261 162V161H260ZM78 164H80L79 162H76ZM133 163V161L131 162ZM138 163V162H137ZM136 163V164H137ZM174 163V162H173ZM190 163V162H189ZM245 163V162H244ZM247 163V162H246ZM71 164V163H69ZM68 164V165H69ZM98 164H102L101 162ZM115 164V163H114ZM117 164V163H116ZM120 164V161H119ZM141 164V163H140ZM143 164V162H142ZM159 164V163H158ZM169 164V163H168ZM200 164V163H199ZM263 164V163H262ZM261 164V165H262ZM83 165V164H81ZM105 165V163L103 164V166ZM109 165H107V167L109 168ZM128 166L125 167H131V165H129V163L127 164ZM244 165V164H241ZM248 165V164H247ZM71 166V165H70ZM75 166V165H74ZM85 166V165H84ZM115 166V165H113ZM121 166V165H120ZM134 166V165H133ZM106 167V166H105ZM111 167V166H110ZM117 167V166H116ZM119 167V166H118ZM136 167V165H135ZM135 167H133L132 169H135ZM198 167V166H197ZM73 169H77V166L72 167ZM93 168V167H92ZM263 168V167H262ZM261 168V169H262ZM95 169V168H94ZM112 169V168H110ZM120 169V167H119ZM123 169V168H122ZM141 169V168H139ZM137 171H140V170ZM223 169V168H222ZM67 170V169H65ZM69 170V169H68ZM97 170H99L97 168ZM129 170V169H128ZM163 170V169H162ZM253 170V169H252ZM75 171V170H72ZM79 171H81L79 169ZM102 172V170H99ZM125 171V170H124ZM132 171V170H131ZM158 171V170H157ZM173 171V170H172ZM106 171L104 170V173ZM113 172V171H111ZM120 172V171H119ZM129 172V171H128ZM127 172V173H128ZM134 173V171H132ZM132 172L128 173V175L131 177L132 175H130ZM116 172H114L115 174ZM123 173V172H121ZM132 173V174H133ZM140 174V172H138ZM138 173H136V175H138ZM160 173V172H159ZM58 174V173H57ZM65 174V173H64ZM107 174V173H106ZM60 175V174H59ZM122 175V174H119ZM127 175V174H126ZM65 176V175H63ZM71 176V175H70ZM69 178L71 179L73 176H71ZM77 176V175H76ZM79 176V175H78ZM81 176V175H80ZM111 176V175H110ZM163 176V175H161ZM101 177H103V175H101ZM115 177V176H114ZM117 177V175H116ZM115 177V178H116ZM124 177L123 175L121 176V178ZM126 177V176H125ZM138 177V176H137ZM165 177V176H164ZM74 178V177H73ZM72 178V179H73ZM120 178V177H118ZM117 178V179H118ZM129 178V177H128ZM177 178V177H176ZM263 178V177H262ZM64 179V177H63ZM69 179V181H71ZM161 179V178H160ZM44 180V182L42 181ZM67 180V179H66ZM95 180V179H94ZM111 180V178H110ZM122 180V179H121ZM136 180V179H135ZM133 180V181H135ZM151 180V179H150ZM149 180V181H150ZM112 181V180H111ZM118 181V180H117ZM124 181V180H122ZM75 184H77L74 181ZM77 182L79 183V180H77ZM125 182V181H124ZM123 182V183H124ZM130 182V181H129ZM147 182V181H146ZM155 182V181H154ZM112 183V182H110ZM122 183V182H121ZM127 180L126 183L127 184ZM151 183V182H150ZM74 184V185H75ZM81 184V183H80ZM88 184V183H87ZM124 184V185H125ZM129 184V183H128ZM146 184V183H145ZM148 184V183H147ZM153 184V183H152ZM151 184V185H152ZM182 184V183H180ZM67 184H65L66 186ZM83 185V184H82ZM85 185V184H84ZM109 186L111 184H108ZM115 185V184H114ZM133 187V184H131ZM156 184H154V186L149 187V189L154 188ZM264 185V184H263ZM261 185V186H263ZM69 186V185H68ZM78 186V184H77ZM89 186V185H86ZM101 186V185H100ZM109 186H107L106 188H109ZM113 186V185H112ZM126 186V185H125ZM61 187V185H60ZM70 187V186H69ZM120 187V186H118ZM147 187V186H146ZM158 187V184H157ZM101 188V187H100ZM98 187V190L100 189ZM112 187H110L109 189H111ZM160 188V187H159ZM264 188V187H263ZM84 192L81 190L77 189H72L74 191H72V194L70 195L69 193H67L68 198H64L62 202L67 203H78L80 206H84L87 208L92 207L93 205H95L96 201L89 195L85 194V191L87 190L86 187H84ZM116 189V188H115ZM115 189L113 191H115ZM125 189L124 188V193H125ZM130 189V188H129ZM134 189V188H133ZM129 190V195H133L132 194V190ZM140 189V188H138ZM145 189V188H143ZM142 189V190H143ZM156 189V188H154ZM117 190V189H116ZM122 190V189H121ZM141 190V189H140ZM141 190V191H142ZM147 190V189H146ZM66 191V190H65ZM67 191H69L67 189ZM107 191V190H106ZM137 191V190H136ZM153 191V190H150ZM91 192V191H90ZM121 192V191H120ZM147 192V191H146ZM108 194V191L106 192ZM119 193V192H117ZM122 192V194H124ZM134 193V192H133ZM91 194V193H90ZM114 194V193H113ZM135 194V193H134ZM138 194V191H137ZM140 194V193H139ZM112 195V193H111ZM115 195V194H114ZM117 195V194H116ZM128 195L127 198H130ZM155 195V194H154ZM95 196H99V195H95ZM113 196V195H112ZM136 196V195H135ZM147 196V194H146ZM103 197V196H102ZM114 197V196H113ZM134 197V196H133ZM152 197V196H151ZM99 198V197H98ZM116 199L118 197H115ZM121 198V196H120ZM154 198V197H153ZM104 200V197L102 198ZM123 199V198H122ZM106 200V199H105ZM104 200V201H105ZM110 199H108L109 201ZM112 200V198H111ZM130 200V199H128ZM113 201V200H112ZM115 201V200H114ZM122 201V200H121ZM147 201V200H146ZM98 202V201H97ZM111 203V201H109ZM108 202V203H109ZM261 202V201H260ZM100 203V201H99ZM126 204H123L125 206L126 209V205H128L127 201H125ZM130 203V202H129ZM148 203V201L146 202ZM106 205L105 203L102 204V206ZM108 205V204H107ZM114 205V203H113ZM130 205V204H129ZM138 205V204H137ZM110 205H108L107 207H109ZM122 206V207H124ZM147 206L144 205V207ZM150 206V205H149ZM119 207V206H118ZM143 207V206H142ZM264 207V206H263ZM106 208V206H105ZM104 208V209H105ZM148 208V207H147ZM150 208V207H149ZM103 209V207H102ZM108 209V208H107ZM109 209H112V207H110ZM115 209V208H114ZM123 208H121L122 210ZM136 209V208H135ZM143 209V208H142ZM253 209V208H252ZM258 209V208H257ZM118 210V209H117ZM120 210V209H119ZM124 210V209H123ZM254 210V209H253ZM15 211V210H14ZM115 211V210H114ZM133 211V210H132ZM118 212V211H117ZM120 212V211H119ZM256 212V211H255ZM15 213V212H14ZM116 213V211H115ZM125 213V211L121 212L120 214ZM127 213V212H126ZM119 214V213H118ZM130 214V213H128ZM132 215V214H131ZM142 215V214H141ZM216 212H214V218L216 217ZM258 215V214H257ZM264 217V216H263ZM138 218V217H137ZM161 218V217H160ZM27 219H31L28 217L27 215ZM257 219V218H256ZM255 219V220H256ZM258 220V219H257ZM135 221H137L135 219ZM138 222V221H137ZM257 222V221H255ZM258 223V222H257ZM246 224V223H245ZM250 224V223H249ZM262 224V223H261ZM259 224V225H261ZM31 226V225H30ZM254 226V225H253ZM21 227V224H20ZM33 227V226H32ZM258 227V226H257ZM261 228V227H260ZM223 229V228H222ZM225 229V228H224ZM235 229V228H234ZM254 229L256 230L255 226ZM22 230V229H21ZM215 230V229H214ZM226 231V230H224ZM22 232V231H21ZM31 232V231H30ZM227 232V231H226ZM231 232V231H230ZM22 234V233H21ZM225 234V232H224ZM232 236L233 233H231ZM229 234V236L231 235ZM227 235V234H226ZM3 236V235H1ZM22 236V235H21ZM211 238V237H210ZM15 239V236H13L12 233L9 234L8 240L13 241ZM231 239V238H230ZM143 240V239H142ZM140 241L143 243V241ZM148 240V239H147ZM213 240V239H212ZM216 240V239H215ZM227 240V238H226ZM6 241V240H5ZM145 241V240H144ZM149 241V240H148ZM146 241V243L148 242ZM219 241V240H217ZM235 241L239 244H243L248 246V248L252 251H255L257 249L260 248L261 245L264 244V238L261 237H246V238H237L235 239ZM155 242V241H154ZM153 242V243H154ZM4 244V243H3ZM212 248V247H211ZM23 250V248H22ZM211 250V249H210ZM214 251V250H213ZM224 251V250H223ZM24 252V251H23ZM260 252V251H259ZM220 253H222L220 251ZM24 254V253H23ZM209 254V253H207ZM215 255V254H214ZM6 254H0V260H5ZM236 258V257H235ZM212 259V258H211ZM220 259V258H219ZM213 260V259H212ZM215 261L217 259H214ZM235 260V259H234ZM233 260V262H234ZM25 261V259H24ZM232 261V259H231ZM247 261V260H246ZM213 262V261H212ZM230 262V261H229ZM232 263V262H231ZM240 263V262H239ZM29 264V263H26Z\"/></svg>","mask_w":264,"mask_h":264},{"label":"built area","instance_id":"3","mask_svg":"<svg viewBox=\"0 0 264 264\" xmlns=\"http://www.w3.org/2000/svg\"><path fill=\"white\" fill-rule=\"evenodd\" d=\"M179 25H180L179 20H174L172 25H171V30H174V29L178 28ZM162 39H163V41H169L171 39L170 34L169 33H164L162 35Z\"/></svg>","mask_w":264,"mask_h":264}]
</instances>
